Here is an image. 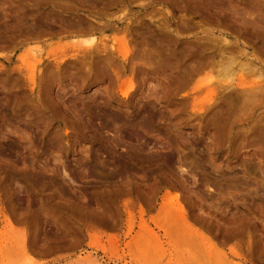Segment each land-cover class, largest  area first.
<instances>
[{"label":"rangeland","instance_id":"rangeland-1","mask_svg":"<svg viewBox=\"0 0 264 264\" xmlns=\"http://www.w3.org/2000/svg\"><path fill=\"white\" fill-rule=\"evenodd\" d=\"M0 264H264V0H0Z\"/></svg>","mask_w":264,"mask_h":264},{"label":"bare ground","instance_id":"bare-ground-1","mask_svg":"<svg viewBox=\"0 0 264 264\" xmlns=\"http://www.w3.org/2000/svg\"><path fill=\"white\" fill-rule=\"evenodd\" d=\"M91 30V29H90ZM103 45V44H102ZM105 45V44H104ZM122 45V44H121ZM103 48V47H102ZM105 49V48H104ZM97 50H99L98 48H97ZM124 50V49H123ZM104 50H102V52H103ZM107 52V51H106ZM90 54V53H89ZM99 55V54H98ZM101 55H104V53H102ZM126 55V54H125ZM97 56V55H96ZM102 57V56H101ZM105 57V56H104ZM110 57V56H109ZM98 58V57H97ZM103 59V58H102ZM101 60V59H100ZM101 61H103V60H101ZM105 61V60H104ZM231 62V61H230ZM103 63V62H102ZM106 63V62H105ZM104 63V64H105ZM107 64V63H106ZM105 66V65H104ZM109 66V65H108ZM224 67H227V65L226 66H224ZM230 68H232V67H230ZM226 69V68H225ZM228 70H230V69H228ZM224 71V70H223ZM232 71V70H231ZM226 73H228V72H226ZM230 74V73H229ZM252 89V88H251ZM261 89V88H260Z\"/></svg>","mask_w":264,"mask_h":264}]
</instances>
